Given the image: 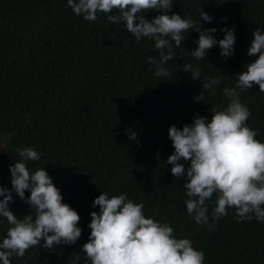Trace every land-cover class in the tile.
<instances>
[{"label":"trees","instance_id":"16d2710c","mask_svg":"<svg viewBox=\"0 0 264 264\" xmlns=\"http://www.w3.org/2000/svg\"><path fill=\"white\" fill-rule=\"evenodd\" d=\"M66 5L0 0V186L11 189L9 165L20 162L16 149L32 147L43 155L27 162L29 171L44 168L63 202L78 213L82 230L72 245L49 250L41 241L23 258L10 257L11 264H85L80 249L90 235V213L99 211L92 203L103 192L142 203L146 218L169 223L176 238H188L203 251L204 264H264V222H241L229 208L214 230L197 225L187 214L185 181L165 163L174 151L169 127L190 125L195 115L210 121V108L227 106L223 89L234 87L235 75L257 58L247 50L252 32L260 27L264 33V0H173L169 15L197 20L202 30L215 28L217 40L222 28H234L235 43L230 58L214 46L195 61L187 52L195 49L199 33L189 29L181 43L186 52L173 46V60L164 65L169 77L154 76L146 62L158 55L153 40L137 44L123 24L110 25L103 13L85 21ZM199 9L213 18L210 23L199 19ZM185 63L200 68L198 80L183 72ZM209 77L220 78L215 95L202 87ZM241 103L251 113L247 126L264 143V93L253 86L241 94ZM180 162L187 169L189 162ZM12 195L10 210L18 217L31 214ZM206 203L211 222L213 203ZM9 226L0 217V242Z\"/></svg>","mask_w":264,"mask_h":264},{"label":"clouds","instance_id":"9594fccd","mask_svg":"<svg viewBox=\"0 0 264 264\" xmlns=\"http://www.w3.org/2000/svg\"><path fill=\"white\" fill-rule=\"evenodd\" d=\"M66 6L85 21H96L97 14L103 13L110 25L123 24L137 44L142 38L153 40L158 55L146 62L154 66L156 77L171 75L164 65L173 60V46L186 52L181 43L185 40L183 33L189 29L199 33L193 41L195 49L187 52L195 61H203L214 46L219 47L220 56L225 59L234 52V28H222L223 39L217 40L212 35L215 28L202 30L197 20L169 15L173 0H67ZM149 11L160 14L147 19L144 14ZM199 19L210 23L213 18L199 9ZM252 37L247 55L257 58L235 75L234 87L223 89L227 106L210 108V121L195 115L190 125L168 129L174 151L165 163L171 165L173 177L185 181L182 187L187 197V214L210 231L229 208L234 209L241 222L253 218L264 222V143L247 126L251 113L241 103V94L253 86L264 93V33L260 27L252 32ZM182 70L193 81L201 74L192 63L183 64ZM219 83L220 78L209 77L202 87L215 95L214 86ZM196 99L200 101L201 93ZM129 138L135 139V134ZM16 151L20 162L9 165L11 189L0 186V217L10 225L0 242V264H11L12 256L23 258L41 241L43 248L49 250L56 245H72L82 232L77 227L78 213L63 202L60 190L44 168L30 172L27 167V162L40 160L43 153L32 147ZM180 161L189 162L187 169ZM26 191L29 195L25 199ZM13 192L30 206L31 214L18 217L10 210ZM208 201L213 203L211 222ZM97 206L99 211L90 213V235L80 249L85 253V264H204L203 251L194 248L188 238H176L169 223L146 218L142 203H134L123 193L110 196L103 192L92 203L93 208Z\"/></svg>","mask_w":264,"mask_h":264}]
</instances>
